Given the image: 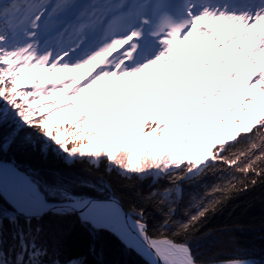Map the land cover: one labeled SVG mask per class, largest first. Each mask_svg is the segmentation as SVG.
<instances>
[{"label": "snow or ice", "instance_id": "snow-or-ice-1", "mask_svg": "<svg viewBox=\"0 0 264 264\" xmlns=\"http://www.w3.org/2000/svg\"><path fill=\"white\" fill-rule=\"evenodd\" d=\"M190 39L205 59L184 54ZM161 66L167 71H150ZM84 68L82 77L56 78ZM97 86L111 97L106 107L70 111ZM132 89L163 97L160 110H145ZM12 144L168 186L135 193L162 216L150 227L145 208L125 210L103 195V183L63 175L41 182L0 164V234L7 220L21 238L14 254L0 247V264H84L37 243L48 219L73 216L135 238L148 264H255L205 261L189 241L234 195L264 184V0H0V150ZM224 172L230 179L191 195L187 219L175 218L185 182Z\"/></svg>", "mask_w": 264, "mask_h": 264}, {"label": "trees", "instance_id": "trees-1", "mask_svg": "<svg viewBox=\"0 0 264 264\" xmlns=\"http://www.w3.org/2000/svg\"><path fill=\"white\" fill-rule=\"evenodd\" d=\"M36 74L29 73L28 76ZM24 79L26 80L27 77ZM17 84L18 87L23 85L24 80L18 81ZM93 93L97 94L98 90ZM93 96L83 108L77 107L70 111L77 113L84 111L90 114L100 112L107 106L106 101L109 99L104 96L96 102ZM0 159L14 163L28 176L41 182L51 181L56 176L63 175L80 177L98 186L103 183L107 188L103 195L117 197L126 209L133 203L137 207L145 208L150 227L162 219L154 203L142 201L135 193L146 194L151 190L167 187V179L157 181L151 177L144 180L122 179L116 171L107 174L103 163L99 169L92 167L87 160L77 161L68 166L64 163L62 156L49 153L45 157L39 150L21 147L18 144H12L0 150ZM227 179H230L229 173L224 172L206 176L195 183L185 182L183 184L184 199L178 205L175 218L187 219L184 212L189 208L191 195L199 198L213 185L222 184ZM123 185H135V187L128 188ZM3 207L9 211L12 210L7 203H4ZM195 211L194 208L190 209V212ZM21 223H23L22 219ZM4 225L5 230L0 234V247L14 254L19 250L21 238L7 220ZM27 239L30 242V238ZM37 243L59 250L62 260L82 257L84 264H148V261L137 251L129 246L126 247L127 244L114 232L104 229L94 231L90 226L82 225L75 216L65 219H48L44 224V233ZM189 243L198 258L205 261L239 257L252 260L255 264H264V184L251 191L234 195L221 210L207 219Z\"/></svg>", "mask_w": 264, "mask_h": 264}, {"label": "rangeland", "instance_id": "rangeland-1", "mask_svg": "<svg viewBox=\"0 0 264 264\" xmlns=\"http://www.w3.org/2000/svg\"><path fill=\"white\" fill-rule=\"evenodd\" d=\"M213 55H215V53H213ZM163 66H161L162 68ZM150 71H153V72H157V71H160V68L157 69V68H154V69H151ZM63 76L62 77H66V75L70 74V72H63L62 73ZM141 78V77H140ZM140 78L139 80L137 81V83H140V84H143L145 82V77H142V79L144 80V82H141L140 81ZM123 87V86H121ZM135 92H137L138 95H136V98L137 100H139L141 102V105L142 107L147 110L149 108H151L154 104L157 105V111H159V106L157 104V102L161 99H163L162 97H160L159 95H157L156 93H153L151 95H148V96H144L143 92L141 90H137V89H132L131 90V95H133ZM64 101V103H67L66 101L67 100H62ZM125 103V98L124 97H120L119 98V104L115 105L117 107H122ZM63 114V113H62ZM221 131L223 132L224 129L223 127L221 128ZM212 135H216V133H213Z\"/></svg>", "mask_w": 264, "mask_h": 264}, {"label": "water", "instance_id": "water-1", "mask_svg": "<svg viewBox=\"0 0 264 264\" xmlns=\"http://www.w3.org/2000/svg\"><path fill=\"white\" fill-rule=\"evenodd\" d=\"M0 164L2 165H7L9 167H14L15 169H17L20 173H23L24 175H27L25 172H23L22 170H20L14 163L10 162V161H5V160H1L0 159ZM3 173L0 172V178H2ZM28 176V175H27ZM117 198V197H115ZM118 199V198H117ZM120 204L123 206V208L125 210H127L124 205L122 204V202L120 201V199H118ZM111 226V225H110ZM115 230V229H114ZM114 232V231H112ZM129 247L133 248V249H137L138 248V244L137 241L135 240V238H130V237H121L119 236ZM137 251V250H135ZM138 252V251H137Z\"/></svg>", "mask_w": 264, "mask_h": 264}, {"label": "bare ground", "instance_id": "bare-ground-1", "mask_svg": "<svg viewBox=\"0 0 264 264\" xmlns=\"http://www.w3.org/2000/svg\"><path fill=\"white\" fill-rule=\"evenodd\" d=\"M136 95H138L137 92H135L132 96L136 97ZM118 237H119V236H118Z\"/></svg>", "mask_w": 264, "mask_h": 264}]
</instances>
